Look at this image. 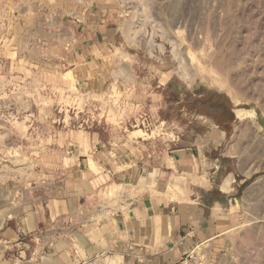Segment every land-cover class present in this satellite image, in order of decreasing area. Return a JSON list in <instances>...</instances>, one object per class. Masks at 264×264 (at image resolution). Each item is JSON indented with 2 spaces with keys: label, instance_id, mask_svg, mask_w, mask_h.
<instances>
[{
  "label": "crops",
  "instance_id": "obj_1",
  "mask_svg": "<svg viewBox=\"0 0 264 264\" xmlns=\"http://www.w3.org/2000/svg\"><path fill=\"white\" fill-rule=\"evenodd\" d=\"M41 2L17 0L29 38L57 39L55 19L61 28L74 25L76 72L94 82L108 77L130 91L133 105L157 108L146 116L160 127L157 137L140 128L121 141L95 130L74 133L78 143L66 147L47 181L2 183L0 264H189L201 251L231 246L242 227L260 225L264 124L256 110L228 92L227 123L212 115L171 128L164 117L161 90L176 75L199 71L192 50L182 63L167 48L160 29L166 1L162 21L158 3L152 24L148 0H74L57 9ZM189 75L184 82L192 86L197 79ZM207 86L218 89L215 81Z\"/></svg>",
  "mask_w": 264,
  "mask_h": 264
},
{
  "label": "rangeland",
  "instance_id": "obj_2",
  "mask_svg": "<svg viewBox=\"0 0 264 264\" xmlns=\"http://www.w3.org/2000/svg\"><path fill=\"white\" fill-rule=\"evenodd\" d=\"M41 1L51 9L75 4ZM148 1L151 24L158 3L162 21V0ZM165 1L160 29L167 48L175 49L182 63L188 62L189 50L197 52L191 59L199 68L176 75L161 90L171 128L212 115L227 123L233 109L228 92L240 97L243 108L256 110L264 124V0ZM54 21L57 39H30L29 24L17 20V0H0V185L47 181L66 147L78 143L77 132L95 130L121 141L142 128L157 137L160 123L146 116H156L157 108L146 112L133 105L130 91L108 77L94 82L85 70L77 73L75 27L61 28ZM173 22L179 24L176 31ZM189 74L197 79L192 86L184 82ZM207 80L218 89L208 88ZM221 83L227 92L219 91ZM192 126L202 128L200 122ZM189 264H264V219L256 227H242L231 246L201 251Z\"/></svg>",
  "mask_w": 264,
  "mask_h": 264
}]
</instances>
